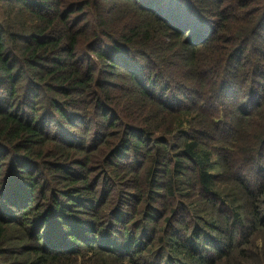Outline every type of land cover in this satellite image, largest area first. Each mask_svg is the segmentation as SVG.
Wrapping results in <instances>:
<instances>
[{"label":"trees","instance_id":"trees-1","mask_svg":"<svg viewBox=\"0 0 264 264\" xmlns=\"http://www.w3.org/2000/svg\"><path fill=\"white\" fill-rule=\"evenodd\" d=\"M0 264H264V0H0Z\"/></svg>","mask_w":264,"mask_h":264},{"label":"rangeland","instance_id":"rangeland-1","mask_svg":"<svg viewBox=\"0 0 264 264\" xmlns=\"http://www.w3.org/2000/svg\"><path fill=\"white\" fill-rule=\"evenodd\" d=\"M189 92H190V90H187V91H183V96H181L180 95V93H178V92H176L177 94H179V97H180V99H183L182 101H185L186 102V100L188 99V98H190V94H189ZM171 93H174V92H171ZM248 91H245V90H243L242 91V93H241V95H242V99H240L241 100V103H242V105H244V107H245V109L247 110V111H249V109H250V107L252 106V102L254 101V100H252L253 98H252V94L251 95H248ZM255 93V92H254ZM253 93V94H254ZM219 101V103H221L222 101H220V100H218ZM231 114H233L232 112H231V109H230V111H229ZM227 125V127L229 126L230 127V125L229 124H226ZM223 132H224V130H223Z\"/></svg>","mask_w":264,"mask_h":264}]
</instances>
